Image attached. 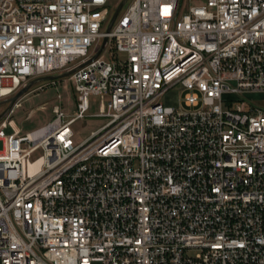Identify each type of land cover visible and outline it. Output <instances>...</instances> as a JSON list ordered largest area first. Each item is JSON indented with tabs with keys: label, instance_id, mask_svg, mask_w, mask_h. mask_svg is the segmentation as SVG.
I'll use <instances>...</instances> for the list:
<instances>
[{
	"label": "built area",
	"instance_id": "2783aa9c",
	"mask_svg": "<svg viewBox=\"0 0 264 264\" xmlns=\"http://www.w3.org/2000/svg\"><path fill=\"white\" fill-rule=\"evenodd\" d=\"M111 1L0 0V103L71 71L77 96L0 119V264H264V0Z\"/></svg>",
	"mask_w": 264,
	"mask_h": 264
},
{
	"label": "rangeland",
	"instance_id": "374dc122",
	"mask_svg": "<svg viewBox=\"0 0 264 264\" xmlns=\"http://www.w3.org/2000/svg\"><path fill=\"white\" fill-rule=\"evenodd\" d=\"M201 2L203 0H184L186 5H192V2ZM116 0H112V5ZM130 3V2H129ZM128 6V4H127ZM126 9V7H125ZM124 9V10H125ZM101 45V44H100ZM105 59L108 60L107 57ZM64 72L59 75H66ZM55 75V76H57ZM28 92L19 100L17 106H11L10 102L0 103V115L6 118L12 111L10 118L12 125L22 129L26 134L47 125L54 118V109L59 107L67 116H72L75 111L76 93L72 84L71 76L63 77L57 80H36L32 82ZM28 84V87L32 84ZM184 98V93L179 88L170 90L162 99V103L170 107H179ZM247 100H252L260 108L264 109V94L247 95ZM92 109L90 114L99 112V99L92 98ZM107 122L103 118H86L79 120L73 125L75 132V142L80 143L87 138L93 131H96ZM6 134L12 133L7 129ZM3 150V142L0 141V151ZM40 153L35 155L38 157Z\"/></svg>",
	"mask_w": 264,
	"mask_h": 264
},
{
	"label": "water",
	"instance_id": "95a60500",
	"mask_svg": "<svg viewBox=\"0 0 264 264\" xmlns=\"http://www.w3.org/2000/svg\"><path fill=\"white\" fill-rule=\"evenodd\" d=\"M124 3H125V1L122 3V5L120 6V8L118 9V11L116 12V14L114 15L113 20L111 22V25L108 28V31H110V29H111L113 23L115 22L118 14L120 13L121 8L123 7ZM107 42H108V40L105 39L102 48L105 47V45L107 44ZM73 72L74 71L68 72L66 75H59V76L58 75L57 76L53 75V76L43 77V78H40V79H37V80H42V81H46V80H57V79H60V78H63V77L72 76ZM32 85H33V83L29 87H28V85L26 87H24L15 97H13L12 99H10L7 102H10L11 103V106H15L19 102V100L28 92V90L30 89V87ZM2 118H3V116L0 117V119H2Z\"/></svg>",
	"mask_w": 264,
	"mask_h": 264
},
{
	"label": "bare ground",
	"instance_id": "6f19581e",
	"mask_svg": "<svg viewBox=\"0 0 264 264\" xmlns=\"http://www.w3.org/2000/svg\"><path fill=\"white\" fill-rule=\"evenodd\" d=\"M19 107V106H18Z\"/></svg>",
	"mask_w": 264,
	"mask_h": 264
}]
</instances>
